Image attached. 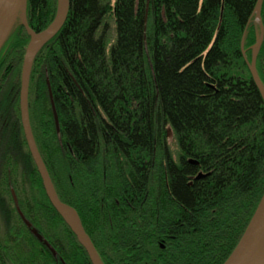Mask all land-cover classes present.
Returning <instances> with one entry per match:
<instances>
[{
    "label": "trees",
    "instance_id": "1",
    "mask_svg": "<svg viewBox=\"0 0 264 264\" xmlns=\"http://www.w3.org/2000/svg\"><path fill=\"white\" fill-rule=\"evenodd\" d=\"M56 4L28 0L32 28L47 27ZM256 4L71 0L37 54L33 133L105 264H223L238 243L264 192V98L249 68ZM261 15L264 25V0ZM29 39L18 19L0 49V264H92L49 201L24 134ZM12 188L56 256L21 219Z\"/></svg>",
    "mask_w": 264,
    "mask_h": 264
},
{
    "label": "water",
    "instance_id": "2",
    "mask_svg": "<svg viewBox=\"0 0 264 264\" xmlns=\"http://www.w3.org/2000/svg\"><path fill=\"white\" fill-rule=\"evenodd\" d=\"M262 2L263 0H257V4L255 6V12L260 20ZM70 8L71 0H58L56 14L52 22L44 29L37 31L29 24L27 15L28 0H0V49L9 36L15 22L19 19L30 36L23 59L20 84L21 122L29 150L41 175L43 187L45 189L47 197L49 198V201L56 209V211L61 215L64 221L69 225L71 230L76 235L79 243L85 248L92 264H105L102 261L93 243V240L86 231L78 210L74 206L64 202L60 198L48 167L36 142L29 112V86L35 58L39 51L43 48V46L48 41H50L64 26ZM263 39L264 25L261 23V35L254 46L255 48L253 57L252 61L249 63V68L252 73L253 79L264 98V84L256 69V57L258 55V51ZM48 87L56 129L60 137L59 117L54 103L53 93L49 80ZM191 161L195 163L197 162V160L195 159H192ZM200 176H203V174L200 173L199 177ZM12 196L16 209L23 221L40 239L44 241L46 246L56 256L58 253L55 247L49 242L48 239L41 235L36 228H32L31 221L25 216L20 207L18 196L14 188H12ZM64 264L66 263L64 262ZM223 264H264V192L238 243L229 254L227 259L223 262Z\"/></svg>",
    "mask_w": 264,
    "mask_h": 264
},
{
    "label": "rangeland",
    "instance_id": "3",
    "mask_svg": "<svg viewBox=\"0 0 264 264\" xmlns=\"http://www.w3.org/2000/svg\"><path fill=\"white\" fill-rule=\"evenodd\" d=\"M104 1L106 2L107 0H104ZM109 1L111 2V5L113 6L115 0H109ZM57 4H58V0H57ZM57 4H56V7H57ZM111 11H113V10H111ZM111 11L105 17V20L109 24V27L107 30V38H108V41H110V43H112L116 38L115 18H114V15ZM261 23H262V15H261V20H260V18L258 17V15L255 12V15L252 19L251 27L255 30L256 41L249 48L250 53H251L250 62L252 61V56H253V52H254L253 50L255 48L254 46H255L258 38L261 35ZM256 69H257V72H258V74H259V76H260V78L264 84V62L262 60L259 62L257 57H256ZM167 137H168V140L170 143V147L172 148L173 151H176V144L174 142L173 133L170 129L167 131Z\"/></svg>",
    "mask_w": 264,
    "mask_h": 264
},
{
    "label": "flooded vegetation",
    "instance_id": "4",
    "mask_svg": "<svg viewBox=\"0 0 264 264\" xmlns=\"http://www.w3.org/2000/svg\"><path fill=\"white\" fill-rule=\"evenodd\" d=\"M21 217V216H20ZM22 219V218H21ZM23 220V219H22ZM50 241V240H49ZM50 243H52L51 241H50ZM59 259V258H58ZM60 260V259H59ZM61 262V261H60ZM58 264H60V263H58Z\"/></svg>",
    "mask_w": 264,
    "mask_h": 264
}]
</instances>
